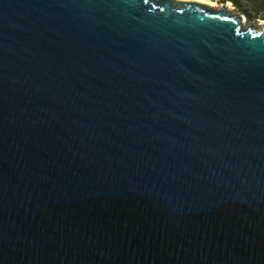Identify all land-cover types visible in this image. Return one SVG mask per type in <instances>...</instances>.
<instances>
[{"label":"water","instance_id":"water-1","mask_svg":"<svg viewBox=\"0 0 264 264\" xmlns=\"http://www.w3.org/2000/svg\"><path fill=\"white\" fill-rule=\"evenodd\" d=\"M198 0H0V264H264V20Z\"/></svg>","mask_w":264,"mask_h":264},{"label":"trees","instance_id":"trees-1","mask_svg":"<svg viewBox=\"0 0 264 264\" xmlns=\"http://www.w3.org/2000/svg\"><path fill=\"white\" fill-rule=\"evenodd\" d=\"M216 3L228 1L233 9L244 17V22L249 23L256 19L264 20V0H211Z\"/></svg>","mask_w":264,"mask_h":264},{"label":"bare ground","instance_id":"bare-ground-1","mask_svg":"<svg viewBox=\"0 0 264 264\" xmlns=\"http://www.w3.org/2000/svg\"><path fill=\"white\" fill-rule=\"evenodd\" d=\"M198 1H201L204 4H209V5H212V6H216V4L213 1H211V0H198ZM228 4H229V2L225 3V6H226L227 10L230 9V6ZM242 18H243V16L240 18L241 22H243V20H244V18L243 19ZM258 24L263 26V20H259Z\"/></svg>","mask_w":264,"mask_h":264},{"label":"rangeland","instance_id":"rangeland-1","mask_svg":"<svg viewBox=\"0 0 264 264\" xmlns=\"http://www.w3.org/2000/svg\"><path fill=\"white\" fill-rule=\"evenodd\" d=\"M213 2L216 4V6H219V5L221 4V3H216L215 1H213ZM227 2H228V1H226L225 3H227ZM228 5L230 6V10H231V11L236 12V11L233 9V7L231 6L230 3H229ZM243 18H244V17H243ZM243 18H242V19H243ZM258 22H259V19H256V20H255V23H258ZM249 23H254V21H250ZM249 23H248V24H249ZM243 24H246V22H244V20H243Z\"/></svg>","mask_w":264,"mask_h":264}]
</instances>
